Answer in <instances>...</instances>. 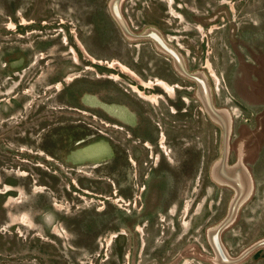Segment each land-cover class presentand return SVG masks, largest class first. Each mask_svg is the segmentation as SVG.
<instances>
[{
	"label": "rangeland",
	"instance_id": "1",
	"mask_svg": "<svg viewBox=\"0 0 264 264\" xmlns=\"http://www.w3.org/2000/svg\"><path fill=\"white\" fill-rule=\"evenodd\" d=\"M111 1L0 0V264H222L224 132L153 32L231 114L227 163L253 188L220 238L232 264H264V245L240 257L264 239V0H122L136 37Z\"/></svg>",
	"mask_w": 264,
	"mask_h": 264
},
{
	"label": "water",
	"instance_id": "2",
	"mask_svg": "<svg viewBox=\"0 0 264 264\" xmlns=\"http://www.w3.org/2000/svg\"><path fill=\"white\" fill-rule=\"evenodd\" d=\"M121 5V4H120ZM118 12H120V16L123 18V16H122V14H121V10H120V8H119V11ZM117 20H118V22L120 23V20L117 18V17H115ZM124 20V19H123ZM125 21V20H124ZM125 24H126V22H125ZM120 25H121V23H120ZM122 27V26H121ZM126 28H127V30L129 31V33H132V34H134L130 29H129V27L127 26V24H126ZM124 29V28H123ZM151 37L154 39V41H155V43H159V45H162V46H165V48H166V50H167V52H168V54H170L172 57H173V59H174V64L176 63L175 62V57H176V55H175V53L177 54V49H175V47L174 46H172L170 43H169V45L171 46H169L166 42V40L160 35V33L159 32H153V33H151ZM134 36L136 37L137 35L136 34H134ZM166 41V42H165ZM156 46H157V44H156ZM177 50V51H176ZM166 52V53H167ZM174 52V53H173ZM179 52V51H178ZM179 54H180V52H179ZM175 56V57H174ZM177 56H178V54H177ZM182 57V56H181ZM178 58H180L179 56H178ZM180 62V67H182L185 71H183L182 73L180 72V68H177V70L181 73V74H183V75H185V76H188V77H191V78H193V79H195L196 80V82H197V84H199L198 83V81H199V79H202V77H203V72H199V73H192V72H190L188 69H187V67H186V65H185V63H184V60L182 61L181 59L179 60ZM175 67H176V65H175ZM202 103H203V105H204V107H205V104H204V102L202 101ZM207 104H208V107H209V109L210 110H215L214 109V104H213V100H212V97H211V94H210V97H207ZM221 126V125H220ZM222 127V126H221ZM222 129H223V132H224V149H223V155H222V157L219 159V160H217L216 162H215V164H214V167H213V173H214V171H217L218 169H219V166H220V169H219V173L224 177V180L225 181H228V183H230V185H232L233 186V188L235 189V195L233 196V198H232V200L230 201V204H229V209H228V213H227V216L223 219V221L219 224V225H217V226H214L213 227V229H209L208 230V234L210 235H214L215 236V238L214 239H212V240H214V243L212 244V242H211V244L214 246V250H215V253H216V255L218 254L221 258H222V260H224V261H226V263H230V264H232L236 259H238V258H233L230 254H229V252L227 251V249H226V247L224 246V243L222 242V240H221V238H220V233H221V231H222V229L224 228V227H226V226H228L234 219H235V217H236V213H237V211H238V207L245 201V200H247V198L250 196V193H251V191H252V188H253V178H252V175H251V173L249 172V170L247 171L248 172V180H249V182H250V187H251V191H250V193H249V189H246V191H244L243 189H244V184H243V182H241V180L239 179V178H236V176H237V174H239V173H237V171L238 170H241L242 171V169H239V166H238V164H243V162H242V159L240 158V159H238V161L235 163V164H233V165H230V164H228L227 163V160H228V151H229V138H230V134H227L226 135V131H225V128L224 127H222ZM226 142H227V148H226ZM217 166V167H216ZM226 166V167H225ZM224 168V169H223ZM216 169V170H215ZM248 169V168H247ZM246 181V180H245ZM248 183V182H247ZM227 185V184H226ZM229 185V186H230ZM211 238V237H210ZM216 239V240H215ZM258 245H264V239H262V240H260V241H258L257 243H255L251 248H249V249H247L240 257H242V256H244L245 254H247L253 247H255V246H258ZM217 255V256H218Z\"/></svg>",
	"mask_w": 264,
	"mask_h": 264
},
{
	"label": "bare ground",
	"instance_id": "3",
	"mask_svg": "<svg viewBox=\"0 0 264 264\" xmlns=\"http://www.w3.org/2000/svg\"><path fill=\"white\" fill-rule=\"evenodd\" d=\"M120 1H122V0H112L111 1V4H110V7L112 9L111 13H112L113 16L117 17L120 20L121 26H122V28H124V31L126 32V35H128L129 37H133L132 33H129V31L127 30L125 21L122 19V17L120 16V14L118 12L119 8H120ZM167 44L169 45V43H167ZM162 48L164 50H166L165 46H162ZM166 52H167V50H166ZM177 54H178V56L180 58H178ZM177 54L175 53L176 57L174 56L175 57V62H176L175 65H176V68H180V72L182 73L185 70L182 67H180V63H179L180 61L179 60L181 59L183 61V58L181 57V54H179L178 51H177ZM202 75H203L202 79H199V81H198L199 84H198V88H197V94L200 97V99L204 102L205 107H206V111L209 114V116L215 122H217L218 124H220L222 127L225 128L226 135L230 134L231 133V128H232V117H231V114L229 113V110H227L225 108H218L215 105H213L215 110H210L209 109L208 104H207V97H210V92L207 91V89L209 88V84H208L207 80L204 78V77H206L205 74L203 73ZM155 85H158V86L162 87L166 92L172 93V94L176 91V88L178 87L177 84H170L167 81H165L164 79H160V78L157 79V81L155 82ZM142 97L147 98L146 96H142ZM225 145H226V148H227V142H226ZM238 166H239V169H242V171L241 170L237 171V173H239V174H237L236 178H239L241 180V182H243V184H244L243 185L244 186L243 190L246 191V189H249V192H250V189H251L250 186L251 185H250V182L248 180V172H247L248 170L246 169L244 164L240 163V164H238ZM219 169H220V166H219ZM219 169L217 171H214V173H213V176H214L215 180L218 181L219 183L223 182L224 184L230 185V183H228V181H225L224 177L219 173ZM230 186L233 188L232 185H230ZM211 229H213V227H210V230ZM207 236H209L208 238L211 237L209 241H211L212 244H213L214 240H212V239H214L215 236L211 235V234L210 235L208 234ZM212 247H214V246H212ZM216 259L222 264L226 263V261L222 260V258L219 255L216 256Z\"/></svg>",
	"mask_w": 264,
	"mask_h": 264
},
{
	"label": "flooded vegetation",
	"instance_id": "4",
	"mask_svg": "<svg viewBox=\"0 0 264 264\" xmlns=\"http://www.w3.org/2000/svg\"><path fill=\"white\" fill-rule=\"evenodd\" d=\"M141 86H144V93H148V94H151V93H153L152 91L153 90H151L152 88L151 87H147L144 83H139ZM173 84H177L178 85V87L176 88V92H177V89H182V88H185V86H181L180 84H178V83H173ZM138 87V86H137ZM157 87H159V86H157ZM139 88V87H138ZM160 89H162V88H160ZM141 90V89H140ZM148 91V92H147ZM164 92H166V91H164ZM154 94V93H153ZM159 95H161V94H159ZM162 96V95H161ZM160 96V97H161ZM183 98V100H187V98H184V97H182ZM172 110V109H171ZM183 111H187L186 109L185 110H183ZM177 111L175 110H172V113H176ZM117 127H118V129H120V130H123L124 128L121 126H118L117 125ZM98 132L101 134V135H109L108 133H106L105 131H104V128H102V129H98ZM126 132L127 133H125L126 134V136H124V137H126V138H124L123 137V140H127V138L128 139H130V140H132L133 142H135V143H137V142H140L141 144H143L144 146H148V147H152V145L148 142V140H144V138H140V137H138V140H134L133 139V137H134V135L131 133V132H129V131H127L126 130ZM162 136H164V133L162 132V134H161ZM100 140V139H99ZM115 140V139H114ZM83 141H85V138H79V140L77 141V143L76 144H79V143H81V142H83ZM116 142H117V144L115 145V147H117V149H120L121 151L122 150H125V151H127L128 152V149L127 148H125V144H123V143H121L120 141H118V140H115ZM162 141H164V140H162ZM162 146V148H163V144L161 143L160 144V147ZM163 150V152L165 153V150L164 149H162ZM166 153H167V151H166ZM129 161L132 163V164H135L134 162H133V158L132 157H129ZM100 164L101 163H96V164H93L92 165V167L93 168H97L98 166H100ZM79 171V170H78ZM146 178H147V175H146ZM109 180L111 181V183L113 184V190H112V193L114 194V195H118V187L116 186V183H115V181L114 180H112L111 178H109ZM70 190V189H69ZM87 192V191H86ZM88 193V192H87Z\"/></svg>",
	"mask_w": 264,
	"mask_h": 264
}]
</instances>
